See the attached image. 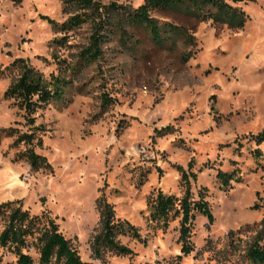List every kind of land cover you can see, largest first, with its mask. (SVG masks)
Masks as SVG:
<instances>
[{
    "label": "rangeland",
    "instance_id": "rangeland-1",
    "mask_svg": "<svg viewBox=\"0 0 264 264\" xmlns=\"http://www.w3.org/2000/svg\"><path fill=\"white\" fill-rule=\"evenodd\" d=\"M242 7L248 18L241 29L153 12L191 28L195 54L186 62L180 55L191 47L157 46L143 29H130L140 39L130 47L110 33L100 57L85 61L80 53L89 44L91 23L60 32L44 17L64 21L62 0H0V202L18 199L31 213L47 210L81 258L94 264H248L245 249L264 215V140L250 138L264 130V0ZM18 58L68 80L62 100L34 113L32 125L43 127L35 129L32 144H13L17 133L34 127L4 96L20 72L13 65ZM103 94L110 97L105 105ZM8 127L17 133L2 131ZM28 146L50 166L32 168L21 155ZM176 164L195 174L189 176L192 197L202 192L213 214L209 221L195 212L187 253L181 250L180 215L170 214L163 224L150 218L147 204L159 190L183 196ZM218 169L234 173L226 188ZM101 194L145 238L118 235L131 253H92ZM5 223L0 215V231ZM33 239L24 249L38 264ZM0 258V264H16L6 247L0 246Z\"/></svg>",
    "mask_w": 264,
    "mask_h": 264
},
{
    "label": "trees",
    "instance_id": "trees-1",
    "mask_svg": "<svg viewBox=\"0 0 264 264\" xmlns=\"http://www.w3.org/2000/svg\"><path fill=\"white\" fill-rule=\"evenodd\" d=\"M248 1L253 0H142L139 5L131 6L114 0L109 3H103L102 0H62V11L68 14L64 21L57 22L47 16L44 17L52 28L60 32H68L85 22L91 23L92 33L89 44L80 53L81 59L85 61L100 57L101 45L110 33H118L120 43L124 47H130L132 40L135 46L140 43V39L135 38L130 29H143L150 41L157 46L173 49L181 42L191 47L180 55L181 61L186 62L195 54L192 47L196 46V39L191 28L171 21H161L152 15L153 12L170 11L196 22L211 21L212 24L241 29L248 18L242 4ZM13 65L17 66L20 72L6 87L4 96L14 99L17 106L24 110L26 122L32 125L35 121L34 113L38 109H43L48 103L64 98V87L68 80L54 73L46 76L22 58L15 59ZM109 100V95L103 94L102 104L105 105ZM32 127L34 128L30 132L17 133V129L13 127L3 128L2 131L6 134L17 133L13 140L14 145L21 141L32 144L36 134L35 129L43 126L32 125ZM252 137L257 143L261 142L264 140V130L250 136ZM254 150L255 153L260 152L258 148ZM21 155L34 169L42 165L50 166L46 158L36 153L30 146L26 147ZM191 164L190 161L189 168ZM176 168L185 183L183 196L178 198L159 190L155 197L148 198L147 204L150 218L162 220L163 224H166L170 214L180 215L181 250L187 253L193 248L189 236L195 212L205 215L209 221L213 220V214L202 192L198 193L197 199L192 197L189 176L195 174L178 164ZM233 176V172L221 169H218L216 174L223 188L230 184ZM97 207L100 212L101 229L91 242L92 253L95 256L100 255L101 249H109L120 255L131 253L132 249L119 240V234L145 241L136 225L126 218L115 215L112 204L106 200L104 194L97 198ZM0 215L6 218V223L0 231V246L14 253L16 264L34 262L32 255L24 249L29 245V237H34L33 242L37 244L38 264H94L81 258L78 249L59 229L55 217H52L47 210L31 213L28 208L22 207L18 199H11L0 202ZM256 226L254 238L248 243L244 253L248 264L264 263V215ZM230 232L233 234L235 231Z\"/></svg>",
    "mask_w": 264,
    "mask_h": 264
}]
</instances>
